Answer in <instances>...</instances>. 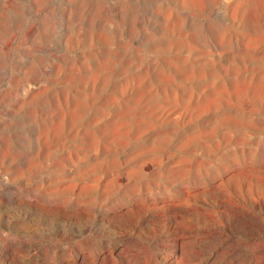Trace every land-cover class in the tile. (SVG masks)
Listing matches in <instances>:
<instances>
[{
    "label": "rangeland",
    "instance_id": "1",
    "mask_svg": "<svg viewBox=\"0 0 264 264\" xmlns=\"http://www.w3.org/2000/svg\"><path fill=\"white\" fill-rule=\"evenodd\" d=\"M0 264H264V0H0Z\"/></svg>",
    "mask_w": 264,
    "mask_h": 264
}]
</instances>
